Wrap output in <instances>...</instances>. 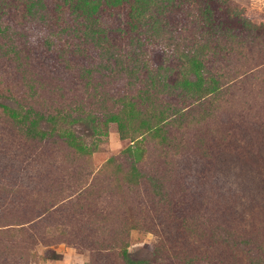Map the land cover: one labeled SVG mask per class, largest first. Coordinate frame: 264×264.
I'll return each mask as SVG.
<instances>
[{
  "label": "rangeland",
  "instance_id": "obj_1",
  "mask_svg": "<svg viewBox=\"0 0 264 264\" xmlns=\"http://www.w3.org/2000/svg\"><path fill=\"white\" fill-rule=\"evenodd\" d=\"M41 1L0 0V264H264V0H99L84 56Z\"/></svg>",
  "mask_w": 264,
  "mask_h": 264
},
{
  "label": "trees",
  "instance_id": "obj_2",
  "mask_svg": "<svg viewBox=\"0 0 264 264\" xmlns=\"http://www.w3.org/2000/svg\"><path fill=\"white\" fill-rule=\"evenodd\" d=\"M67 1L70 3V5L72 7L71 11L76 12L74 15H76V16L78 15V17H79L78 21L80 23V26L75 27L78 24V21H74V22L70 21V23H72V24L68 25V22H65V26L63 28H65V30H69L68 33H71V34L74 30L75 37L77 40V43H76L77 50L82 52L80 54H82L84 56L83 52L86 50V45H88L89 43L90 44L95 43L97 46H100V45L103 46V43H108L104 38L105 37L104 32L106 30L101 29V27L97 24V18L95 15V13L99 9L98 8L99 4H100L99 0H67ZM102 1H104L105 4H108V5H115V4L122 2L123 0L122 1L121 0H102ZM157 1L158 0H133L131 3V6H130L131 7V9H130L131 17L135 18L136 16L143 14L148 9V6H150L152 3L157 2ZM41 5H42L41 9L45 13H47L51 16V12L53 13V11H50V8L53 6V4L51 2H49V3L46 1L44 2V0H43V1H41ZM51 17L55 18L56 16H51ZM55 19L58 20L57 17ZM143 23L146 24L147 20L145 19ZM66 25H68V26H66ZM191 57L193 59L194 54L191 53ZM68 67H70V66H68ZM68 67H65V68L68 70L69 69ZM176 82H177V80H176ZM180 83L182 84V82L178 80L176 87L178 86V84L181 85ZM192 83L195 84L194 82H192ZM188 84H189V82H188ZM177 88L184 89L182 87H177ZM185 89L189 90L188 87H186ZM185 89H184L185 95L187 92L190 93L188 90H185ZM193 95H197V94H193ZM183 96L180 95V97H183ZM0 99H5V101H3V102L0 101V104L10 102V100H11L10 97L5 96V95H0ZM198 103L199 104L203 103V101L199 100ZM153 105H154L153 108L155 111L153 112V114L151 116L148 117L145 114L141 115L145 118L144 121L148 123V129L156 128L157 126L159 128L160 123L166 122V121H168V118H171V115L167 116L166 111H164L163 108H160L157 105V102H155ZM168 106H169V104H168ZM136 112H138V114H139V110H137ZM133 116L136 117L135 115H133ZM141 116L139 115L138 117H141ZM10 119L13 123L14 122L17 123L11 116H10ZM119 121L122 125L126 124V120L125 119L123 120L121 117H120ZM139 127H141V126H139ZM29 136H31V135H29ZM74 152H75V150H74ZM133 171H134V174L137 176V180H138V176H141V173L139 172L138 168L132 167V169L128 172L129 178L125 177V180H126V183L128 186H129L130 182H135V178L134 179L132 178ZM12 224L18 225L21 223L20 222H15V223L8 222L6 224H0V228L6 227V226L12 225Z\"/></svg>",
  "mask_w": 264,
  "mask_h": 264
}]
</instances>
